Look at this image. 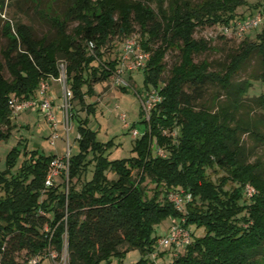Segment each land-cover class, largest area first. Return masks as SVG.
<instances>
[{
    "label": "trees",
    "instance_id": "obj_1",
    "mask_svg": "<svg viewBox=\"0 0 264 264\" xmlns=\"http://www.w3.org/2000/svg\"><path fill=\"white\" fill-rule=\"evenodd\" d=\"M150 1L63 0L61 14L48 17L52 38L3 20L0 139L11 133L10 100L34 98L42 80L58 78L61 62L79 151L68 157L63 190L54 181L45 185L54 154L25 149L12 172L19 149L9 152L8 168L0 171V264L42 261L50 252L57 260L66 253V264H111L114 257L122 264L131 249L142 256L129 264H153L150 255L162 254L153 233L168 218L188 229L203 228L202 235L189 230L190 243L168 264H264V156L257 152L264 145V89L255 93L257 82L264 85V29L241 40L217 67L194 59L212 48L209 39L196 37L198 30L216 26L219 37L229 36L224 29L258 12L262 0H155V9ZM4 4L0 0V8ZM243 6L256 10L240 15ZM70 22L76 25L69 28ZM135 31L149 54L142 68L145 91L155 90L160 100L148 119L140 111L145 130L134 141V155L110 160V142L97 140L71 103L93 110L84 96L120 65V57L103 59V49ZM171 49L178 59L164 76ZM251 62L255 69L235 80ZM246 186L254 189L251 196ZM182 189L191 200L177 210L168 195Z\"/></svg>",
    "mask_w": 264,
    "mask_h": 264
},
{
    "label": "rangeland",
    "instance_id": "obj_2",
    "mask_svg": "<svg viewBox=\"0 0 264 264\" xmlns=\"http://www.w3.org/2000/svg\"><path fill=\"white\" fill-rule=\"evenodd\" d=\"M62 1L63 0H56L55 2H52L51 0H18V4H15L16 0H5L3 8H0V62L4 63L1 50H3L7 44V39L1 33L3 20H10L12 23L19 21L28 24L33 28L36 36L41 37L45 35L48 38H52L54 30L48 21V17L55 14H61L63 8ZM255 1L256 0H250L251 3H254ZM164 2L167 3V0H164ZM150 5L155 9L156 1H150ZM258 9L262 12V23L258 27L248 30L246 36L231 38L232 34H228L229 36L221 38L219 37L220 31L216 26L205 27L198 30L196 37L209 39L212 48L207 52L195 55V61L206 58L213 64V67H217L223 63L227 54L235 51L241 40L246 37L253 38L258 31L264 29V0H262V5H260ZM254 10L256 9L251 6H243L237 9L238 13L244 16L252 13ZM75 25V22H70L69 28H72ZM138 33V31H135L126 37L134 36L138 40ZM126 37H117L110 47H105V49H103V59L110 60L113 57H120L121 44ZM177 59L178 51L176 49L169 50L165 57L166 72L164 73V76L167 75L168 69L175 61H177ZM255 67L256 64L251 62L246 68L242 69L234 79H244L255 69ZM121 74L123 75L121 77L129 83L127 89H123L121 83L116 82L112 77L107 81L98 82L92 85V93L84 96L85 104H92L94 106L93 110L90 112H88L86 108H83V105L80 102L74 101L71 103L72 112L75 113L79 119H87L88 126L96 131L97 140L101 142H110L108 145V158L110 160L129 158L134 155V141L136 138L140 137L145 130V123L141 121L142 117L140 114V111L143 108L142 105L144 104L142 101L145 102L144 96L146 93L143 84V70L139 69L130 72L124 71ZM4 75L5 77L9 76L6 68H4ZM58 83H53L52 85L53 92H57L56 95L58 96L55 103L52 99L53 107L61 109V116L57 118V121L59 122L58 127L55 129L45 119L43 109L38 110L36 107H33L21 110L15 114L12 113L11 133L7 139H0V171H4L8 168L7 157L9 152L13 149L18 148L19 154L16 156L15 164L10 168L12 172H15L19 167L25 149H38L45 155L54 154L55 158L60 161H63L64 156L68 155L69 157V155L76 154L79 151L77 140L78 122L75 118L69 119L68 117L66 124L64 110L62 108V105L64 104L62 94L63 83ZM256 87L257 90H255V93L260 90L258 89L260 87L264 89V85L261 86L258 82L256 83ZM82 90L87 93L89 90L87 83H84ZM145 105L146 104H144V106ZM69 106L70 98L67 100V107L69 108ZM60 112L58 113L60 114ZM146 116L147 115L145 114V118L148 119ZM134 131L138 132L136 136L133 134ZM247 143L252 144V140L247 138ZM257 152L260 156H264V145L258 147ZM158 154L163 155L164 153L161 154L158 151ZM90 174L91 172L87 175L88 178L90 177ZM109 177L113 178L114 175L110 173ZM217 177L216 174H212L213 179H216ZM53 179L55 178L53 177ZM53 179V184L59 185V189L63 190L62 183H66V175L64 171L60 169L57 179ZM147 187L151 193L153 185L148 183ZM175 221L178 220L171 218L163 220L156 227L153 234L157 237L168 234ZM189 230L193 231L196 235L203 234V228L190 226ZM179 249L180 247L175 245L170 248L162 247L159 249L162 254H157V256L150 255V257L153 260V264H168L173 256L178 254ZM22 256L23 255H20V259H22ZM141 256L139 250L131 249L124 254L121 262L122 264L133 263ZM62 258L63 261H61V264L64 263V260H66V264V253L62 254ZM117 262V258H112L111 264H118ZM48 263V258L42 260V264Z\"/></svg>",
    "mask_w": 264,
    "mask_h": 264
},
{
    "label": "built area",
    "instance_id": "obj_3",
    "mask_svg": "<svg viewBox=\"0 0 264 264\" xmlns=\"http://www.w3.org/2000/svg\"><path fill=\"white\" fill-rule=\"evenodd\" d=\"M262 23V12L259 10L254 15L250 17H246L244 19L238 20L233 28H225L224 33L226 34H233L237 37L244 36L248 30L254 29L258 27ZM94 45L93 42L88 43V49L91 51L93 49ZM149 58L148 52L144 51L138 40L134 36L126 37L121 44V55H120V65L115 70L112 78L115 79L116 82L121 83L122 87H129L128 81L123 79V76L121 73L124 71H134L142 69L146 65V61ZM60 68V75L58 76L59 82L63 83L62 88V94L64 98V104L62 105V108L64 110V117L66 120V124L68 121V107H67V100L71 98V91L65 84V74H64V65L61 63L59 65ZM115 74V75H114ZM48 83L45 80H42L38 85V95L39 99H29L25 101H16L15 99L10 100V107L12 109V113H18L21 110L27 109V108H33L36 107L38 110L43 109L44 110V117L45 119L50 123L51 126H53L55 129L58 127L59 122L57 121V117L53 111V102L52 97L48 93ZM145 102L142 101L144 104L142 105V109L147 115L148 118L149 111L153 104L158 102L160 100V96L156 93L155 90H151L149 92L145 93L144 96ZM133 134L136 136L138 134L137 131H134ZM161 154L163 152L159 150ZM60 169L64 171V173L67 175V169H68V155L64 156L63 161H60L59 159L55 158L51 163V169L50 172L46 178L45 185L50 186L52 185V179L53 177L57 176L60 172ZM246 191L249 196H251L254 193V189L246 186ZM169 200L173 203L174 207L177 210H181L184 207V204L189 202L191 200V194L186 190H180L176 192H170L168 195ZM191 241V234L188 228L183 227L181 224L174 223L171 227V231L163 235L161 237H158L156 240V247L158 249L162 247H168V246H179L180 248L185 247L187 244H189ZM155 256V255H153ZM48 258L51 261V264H61V261H63V258L60 260L56 259V254L54 252L48 253V255L45 257ZM64 260V263L65 264ZM28 264H42V261L38 257H33L28 261Z\"/></svg>",
    "mask_w": 264,
    "mask_h": 264
},
{
    "label": "crops",
    "instance_id": "obj_4",
    "mask_svg": "<svg viewBox=\"0 0 264 264\" xmlns=\"http://www.w3.org/2000/svg\"><path fill=\"white\" fill-rule=\"evenodd\" d=\"M46 81H47L48 86H49L48 93L51 95V97L53 99V102L55 103V100H56V98H58V96L56 95L57 92L56 93L53 92L52 85H53V83H58L59 80L57 78H54V77H49V78L46 79ZM38 97H39L38 91H36V95L32 99H37ZM53 108H55V107H53ZM53 111H54V113H55V115H56L57 118L61 116V112H60L61 109L60 108L59 109H56L55 108V109H53ZM58 112H60V114ZM48 264H51V261L50 260H49V263Z\"/></svg>",
    "mask_w": 264,
    "mask_h": 264
}]
</instances>
